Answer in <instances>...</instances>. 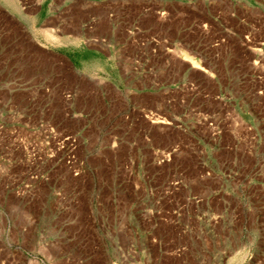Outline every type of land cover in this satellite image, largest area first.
<instances>
[{
  "label": "rangeland",
  "instance_id": "obj_1",
  "mask_svg": "<svg viewBox=\"0 0 264 264\" xmlns=\"http://www.w3.org/2000/svg\"><path fill=\"white\" fill-rule=\"evenodd\" d=\"M204 1L194 43L155 25L148 55L122 57L143 61L138 86L69 88L68 130L1 125L0 264H180L188 244L196 264L240 246V264H264V55L240 41L264 37L262 17L253 0Z\"/></svg>",
  "mask_w": 264,
  "mask_h": 264
},
{
  "label": "crops",
  "instance_id": "obj_2",
  "mask_svg": "<svg viewBox=\"0 0 264 264\" xmlns=\"http://www.w3.org/2000/svg\"><path fill=\"white\" fill-rule=\"evenodd\" d=\"M200 3V0H25L20 8L10 9L0 0L2 13L11 15L2 14L7 21L0 17V127L5 123L23 128L52 118L60 128L68 130L69 88L138 86V78L142 79L146 68L143 61L139 69L126 70L122 57L148 55L149 32L155 25L162 29L168 24L177 25L174 42L180 44V40L188 38V45L194 43L195 37L191 35L197 27ZM210 3L205 0L204 7ZM235 4L240 5V1ZM252 8L262 17L254 20L253 29L264 35V0H253ZM228 15L240 21L239 14ZM216 17L210 15L211 19ZM223 21L220 16L214 23L229 31ZM156 39L164 41L165 37L157 35ZM251 39L254 45L247 48L264 55V37L256 40L251 34L240 33L244 49ZM261 66L264 68L263 63ZM95 116L83 115L82 119L88 124ZM193 246H179L183 255L192 253L189 261L180 264H196ZM243 248L240 246L222 264H240ZM219 253H208V264H216ZM114 259L112 255L108 264Z\"/></svg>",
  "mask_w": 264,
  "mask_h": 264
},
{
  "label": "bare ground",
  "instance_id": "obj_3",
  "mask_svg": "<svg viewBox=\"0 0 264 264\" xmlns=\"http://www.w3.org/2000/svg\"><path fill=\"white\" fill-rule=\"evenodd\" d=\"M185 53V52H184ZM182 53L183 54V56H185V60H188V61H190V63L192 64V66L193 67H197L198 66V64H199V61L194 57V56H190V55H188L187 53ZM199 67V66H198ZM158 122V121H157ZM161 122V121H160Z\"/></svg>",
  "mask_w": 264,
  "mask_h": 264
}]
</instances>
